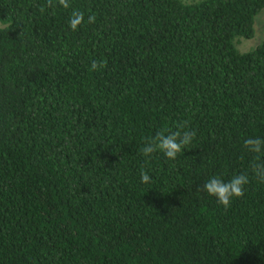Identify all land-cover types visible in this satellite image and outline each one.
<instances>
[{
  "label": "trees",
  "instance_id": "1",
  "mask_svg": "<svg viewBox=\"0 0 264 264\" xmlns=\"http://www.w3.org/2000/svg\"><path fill=\"white\" fill-rule=\"evenodd\" d=\"M68 2L0 0V264H264V38L236 47L264 0ZM240 173L227 209L203 191Z\"/></svg>",
  "mask_w": 264,
  "mask_h": 264
},
{
  "label": "clouds",
  "instance_id": "2",
  "mask_svg": "<svg viewBox=\"0 0 264 264\" xmlns=\"http://www.w3.org/2000/svg\"><path fill=\"white\" fill-rule=\"evenodd\" d=\"M60 6L65 9L70 7L68 0H58ZM48 6L54 7L53 0H48ZM44 9L42 8L41 11ZM85 20L84 13L73 10L69 19V26L72 31H77L83 25ZM95 15L88 16V23H95ZM106 62L102 60L93 61L91 71H99L105 68ZM187 122L177 123L176 130L166 129L158 132L155 137L146 139L143 147L140 149L141 154L146 158H151L156 152H162L168 160H175L185 148L191 144L196 137L195 131H186ZM243 148L255 158L251 164L253 173L259 182L264 183V161L257 162L258 154L264 153V138L248 137L243 140ZM150 176L146 171L141 172V181L148 183ZM249 176L245 173L233 176L229 181L225 182L220 177H213L208 180L203 191L208 195L215 197L219 204L225 209L231 206L233 198H241L245 194V186L249 184Z\"/></svg>",
  "mask_w": 264,
  "mask_h": 264
},
{
  "label": "rangeland",
  "instance_id": "3",
  "mask_svg": "<svg viewBox=\"0 0 264 264\" xmlns=\"http://www.w3.org/2000/svg\"><path fill=\"white\" fill-rule=\"evenodd\" d=\"M263 38H264V8L261 9L255 16L254 35L250 38L242 37L237 39L236 47L241 51H245L254 47Z\"/></svg>",
  "mask_w": 264,
  "mask_h": 264
}]
</instances>
